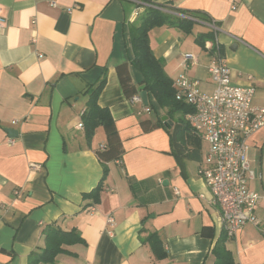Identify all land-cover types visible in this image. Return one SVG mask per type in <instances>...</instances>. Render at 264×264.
<instances>
[{
	"label": "crops",
	"instance_id": "crops-1",
	"mask_svg": "<svg viewBox=\"0 0 264 264\" xmlns=\"http://www.w3.org/2000/svg\"><path fill=\"white\" fill-rule=\"evenodd\" d=\"M138 1L0 0V264H28L29 254L44 247L41 231L48 224L75 229L85 241L65 246L54 264L214 263L212 249L225 235L199 173L207 142L190 126L184 144L198 158L177 156L162 120L147 131L141 126L165 110L150 95L155 108L144 110L142 100L130 102L119 84L115 68L132 58L128 24L135 10H144ZM151 1L200 11L211 21L193 19L189 33L167 25L149 31L153 54L172 82L185 73L211 92L207 65L216 49L232 82L252 87L253 106L264 105V0ZM208 32L212 38L199 44L197 36ZM184 53L193 55L186 65ZM129 72L139 94L142 76L132 65ZM104 75L97 103L109 110L123 154L106 163L98 202L91 203L83 194L103 176L95 149L105 135L98 126L88 139L76 126L85 89ZM167 120L171 128L175 121ZM247 143L249 164L258 173L247 185L264 195V124ZM255 215L264 226V199ZM153 232L165 252L161 259L145 241ZM224 246L232 264H264V239L252 224L225 237Z\"/></svg>",
	"mask_w": 264,
	"mask_h": 264
},
{
	"label": "built area",
	"instance_id": "built-area-1",
	"mask_svg": "<svg viewBox=\"0 0 264 264\" xmlns=\"http://www.w3.org/2000/svg\"><path fill=\"white\" fill-rule=\"evenodd\" d=\"M138 3L144 4L143 7L149 5L141 0ZM52 4L55 3L52 1ZM139 14V10H135L134 16ZM215 45L218 48L217 43ZM213 46L211 42L206 43L208 49ZM214 51L216 55L207 65V74L214 86L211 92L202 91L198 81L185 73L178 74L172 87L177 100L192 106L193 111L186 114V120L207 142L205 166L199 168V173L220 210L223 233L232 237L244 225L252 224L264 239V226L255 215V207L264 195L247 185L248 180L258 177L249 164L247 141L264 124V105L253 106V88L235 85L229 66L220 53ZM182 58L184 65L187 60L193 61L190 53H184ZM129 101H141V98L136 93ZM144 110L149 111L148 105ZM76 127L82 129V121ZM107 222L112 224L113 218L108 217Z\"/></svg>",
	"mask_w": 264,
	"mask_h": 264
},
{
	"label": "trees",
	"instance_id": "trees-1",
	"mask_svg": "<svg viewBox=\"0 0 264 264\" xmlns=\"http://www.w3.org/2000/svg\"><path fill=\"white\" fill-rule=\"evenodd\" d=\"M141 1L149 5H146L144 10L128 24V41L132 51V58L129 62H123L115 68L120 87L127 98L138 93L129 72V65H132L142 76L141 89L147 91V94L153 98L157 107L165 110L164 115L166 118L175 121L171 128L166 127L171 137V144L175 147V154L183 158L196 160L198 153L194 152L195 150L187 149L184 144L185 135L191 134L190 125L184 116L187 113H191L193 108L175 98L172 80L166 75L162 60L156 58L153 54L149 31L154 26L167 25L189 33L195 23L193 19L205 22H209L210 19L206 14L197 10L175 9L169 5L155 3L151 0ZM210 38H212V34L208 32L197 36L196 41L203 45L204 41ZM104 83L105 75L99 79L96 85H90L85 89L88 99L81 116L86 138L89 139L98 126L102 128L105 135L104 148L95 149V155L103 166V176L93 190L83 194V198H90L91 203L98 202L102 181L107 174L106 163L120 159L123 154L122 142L109 110L97 103L98 94ZM148 107L149 109H154L155 105L149 102ZM174 113H178L179 116L174 118ZM161 117L158 116L157 121L152 124L147 120L142 121L143 130L147 131L162 125ZM41 235L44 247L29 254L28 264H54L55 257L59 253L67 252L64 248L65 246L75 243L85 244V241L75 229L65 231L52 224L44 226ZM225 237L227 236L225 235ZM225 237L219 239L212 249V253L215 256L213 264H232L230 253L224 246ZM145 241L151 247L155 258L161 259L165 257L161 241L155 232L149 233Z\"/></svg>",
	"mask_w": 264,
	"mask_h": 264
},
{
	"label": "water",
	"instance_id": "water-1",
	"mask_svg": "<svg viewBox=\"0 0 264 264\" xmlns=\"http://www.w3.org/2000/svg\"><path fill=\"white\" fill-rule=\"evenodd\" d=\"M139 96L142 100V103L144 105L148 104V94L147 91L144 89H141L139 91ZM161 120L163 121L164 126H166L167 128H170L172 122L167 120L166 116H162ZM5 131L9 134L10 137H15L17 135L16 131L14 129L11 128H5Z\"/></svg>",
	"mask_w": 264,
	"mask_h": 264
}]
</instances>
